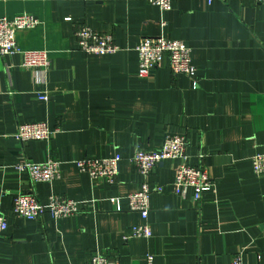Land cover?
<instances>
[{
  "label": "crops",
  "instance_id": "0c3cea01",
  "mask_svg": "<svg viewBox=\"0 0 264 264\" xmlns=\"http://www.w3.org/2000/svg\"><path fill=\"white\" fill-rule=\"evenodd\" d=\"M31 14L33 28L15 31L17 45L48 52L42 83L21 56H0V264H82L99 253L118 264H264V176L250 159L264 152V4L254 0H171L162 10L147 0H0V17ZM66 18H69L67 20ZM111 33L119 49L86 54L75 28ZM163 36L190 49L194 78L173 74L163 56L137 76L138 40ZM37 92H44L40 99ZM44 121L49 140L20 142V123ZM166 134L186 137V161L204 165L212 189L193 200L174 190L180 163L167 159L148 180L149 238L131 236L142 219L123 196L140 188L131 157L159 150ZM121 156L116 180L79 172L75 160ZM60 162L58 179L33 183L14 166L23 159ZM32 192L82 202L81 212L54 218L15 216L13 197ZM116 197H121L119 202Z\"/></svg>",
  "mask_w": 264,
  "mask_h": 264
},
{
  "label": "built area",
  "instance_id": "2783aa9c",
  "mask_svg": "<svg viewBox=\"0 0 264 264\" xmlns=\"http://www.w3.org/2000/svg\"><path fill=\"white\" fill-rule=\"evenodd\" d=\"M150 4L162 10L171 8V0H147ZM264 4V0H254ZM69 20V18H66ZM39 20L31 14H17L12 18L0 17V56H21V66L31 69L36 80L42 83L45 79L49 58L48 52L41 50H25L20 48L15 39V31L23 28H33ZM78 48L86 54H109L119 49L111 33L98 32L86 24L78 25L74 30ZM138 59L137 76H148L159 64L163 56L168 59L173 74H184L194 78L196 70L190 57V49L180 40L163 36H145L138 40L135 46ZM40 99H46L44 92H37ZM54 130L44 121L20 123L14 137L20 142L30 140H49ZM186 137L182 134H166L159 150L137 149L131 161L137 172L142 176L140 188L123 196L129 211L138 212L142 222L130 227L131 236L149 238L152 235L147 221L150 208V194L162 191L160 186L151 185L148 177L152 170L167 159L180 160L173 180L174 190L180 195L186 188L192 190V198L200 200L201 194L213 188L214 183L204 165H190L186 158ZM119 154L111 157L91 158L83 157L74 161L79 172L89 174L92 178L100 179L105 184H112L116 180L121 161ZM251 167L257 176H264V152L252 156ZM20 172L26 173L33 183H50L60 176V162L48 158L42 162L21 160L14 164ZM121 197H116L119 202ZM83 203L65 196L50 194L47 203L42 204L32 192H20L13 197L11 212L15 216L27 219L40 218L45 213L54 218L73 216L81 212ZM7 227L5 215L0 211V236ZM82 264H118L110 261L106 256L95 253ZM154 264L153 255L146 254V263ZM231 264H243L240 253L234 254Z\"/></svg>",
  "mask_w": 264,
  "mask_h": 264
}]
</instances>
